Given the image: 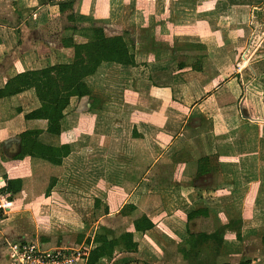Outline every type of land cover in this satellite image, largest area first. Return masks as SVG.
Segmentation results:
<instances>
[{
	"label": "crops",
	"instance_id": "0c3cea01",
	"mask_svg": "<svg viewBox=\"0 0 264 264\" xmlns=\"http://www.w3.org/2000/svg\"><path fill=\"white\" fill-rule=\"evenodd\" d=\"M59 1L66 0L0 6V88L18 73L69 62L72 51L61 37L72 34L75 43H85L91 25L115 36L128 21L135 64L103 62L83 79L90 95L71 97L63 112L59 140L72 152L59 171L29 157L12 164L24 115L40 107L34 89L0 99V177L9 172L23 179L14 211L27 206L33 219L47 216L52 227L48 242L18 237L45 247L82 246L87 259L99 228L116 237L145 214L153 227L133 231L135 250L118 243L94 264H264V123L240 117L236 78L264 71V59L236 64L251 30V10L264 0H73L64 12ZM151 32L160 46L150 49ZM189 156L194 169L186 174ZM203 156L211 172L197 176ZM53 174L57 182L45 196ZM65 195L98 199L100 208L84 222ZM130 204L136 209L129 214ZM203 207L207 216L188 219ZM8 261L2 236L0 264Z\"/></svg>",
	"mask_w": 264,
	"mask_h": 264
},
{
	"label": "trees",
	"instance_id": "16d2710c",
	"mask_svg": "<svg viewBox=\"0 0 264 264\" xmlns=\"http://www.w3.org/2000/svg\"><path fill=\"white\" fill-rule=\"evenodd\" d=\"M38 1L45 3L49 0ZM73 3V0L59 1V11L64 12L67 8L72 9ZM263 7L264 5L257 6L251 10L250 24L254 28L256 27L255 22H260V14L264 11ZM73 18L74 16L71 14L68 16L69 20H73ZM75 28L74 26L70 29ZM89 29L92 35L85 43H75L72 34L62 37L61 42L64 48L72 51V58L69 62H59L55 65L47 64L40 68L18 73L10 77L4 86L0 88V99L14 96L32 88L40 102L39 108L24 115L25 130L18 135L20 152L12 158V164L15 167L20 166L25 157H29L45 162L55 170L57 169L56 171H59L64 158L72 152V146L69 143H61L59 140L62 129L61 121L64 117L63 112L71 97L90 95L83 79L94 74L103 62L120 65L135 64L137 49L129 30L125 29L123 34L120 35L106 36L102 26L91 25ZM153 41V33L151 32L148 40L150 49L155 45ZM158 46H160V43ZM176 47L183 48L185 45ZM198 61L196 59L195 62ZM186 64L182 62L179 63V66L183 67ZM236 78L241 88V94L237 101L240 117L246 121L264 123V71L249 76V78H243L242 75L238 74ZM18 110H20V107ZM133 134L136 136V131ZM209 172H211L209 158L203 156L197 159L196 175L202 176ZM8 173L5 176L4 194L8 208H14L19 204L18 194L23 190V179L21 177H10ZM44 173L46 172H42V174ZM37 182L43 184L40 180ZM56 182L57 177L54 174L51 175L44 186L45 196L49 194ZM65 197L80 214L84 222H87V214L90 210L100 208L98 199L88 200L80 197L74 199L68 195H65ZM128 209L130 214L136 209V206L130 204ZM207 210L204 207L198 208L188 215V219L207 216ZM130 223L123 232L112 238L108 237L106 229L99 228L93 236L92 243L95 246L89 250L87 264H94L105 253L111 254L118 243H124L130 250H135L136 245L132 242L133 231L144 232L153 227V223L145 214L134 217ZM51 231L49 218L47 216H37L34 219H26L25 223L17 229V234L20 236L38 235L42 242H48ZM90 242L91 239L88 238L84 246L86 250Z\"/></svg>",
	"mask_w": 264,
	"mask_h": 264
},
{
	"label": "built area",
	"instance_id": "2783aa9c",
	"mask_svg": "<svg viewBox=\"0 0 264 264\" xmlns=\"http://www.w3.org/2000/svg\"><path fill=\"white\" fill-rule=\"evenodd\" d=\"M4 186L5 179L0 177V238L4 237L10 264H87V254L82 246L45 247L35 239L5 237L6 224L14 208L7 206Z\"/></svg>",
	"mask_w": 264,
	"mask_h": 264
},
{
	"label": "rangeland",
	"instance_id": "374dc122",
	"mask_svg": "<svg viewBox=\"0 0 264 264\" xmlns=\"http://www.w3.org/2000/svg\"><path fill=\"white\" fill-rule=\"evenodd\" d=\"M6 1H10V3H11L13 0H0V6H3V7L6 6V3H5ZM154 8L155 7H153V9L151 10V13H155L156 12V14L159 15L160 11L159 10H155ZM263 9H264V7H263ZM126 12H128V8L127 7L122 9V13L125 14ZM140 16L144 18V15L143 16L140 15ZM260 17H261L259 19L260 22H258V23L255 22V24H256L255 28L252 27L251 24L249 25L251 30L249 31L248 37L246 38V45L244 47V51L237 58V60H236L237 63L236 64H240L241 65L243 63L244 64L253 63V62H257V61H260V60L264 59V11H262V13L260 14ZM15 20H17V19L15 18L14 21ZM63 20H64L63 17H59V19L55 20V22L57 23V25H56L57 26V31H59V30H61L63 28V26H64ZM127 23H128V21H127ZM127 23H125V25H124L125 28L124 29H128L129 24H127ZM54 26H55V24L52 25V27H54ZM66 35H68V34H65L64 36H66ZM60 42H61V40H60ZM153 43L155 44L156 47H158V41L154 40ZM155 56L157 57V55L151 54V55H148V58H156ZM235 67H237V65H235ZM233 74L234 73H226L225 76H227V77L229 76L230 77ZM238 74L242 75L243 78H249V76H254V75H251V74H249L248 72H245V71H242L241 73H238ZM73 148H74V146H73ZM188 153H189V155H191L192 152H188ZM190 157L192 158V156H189L187 161H185L184 172H186V174L193 173V169H194L195 159L194 160H190ZM44 172H47V171L44 170ZM171 176H172V173H171ZM43 185H44V183L40 184V188L41 189L43 188ZM35 192H38V191H35ZM156 201H158V200H155V202ZM156 203L158 204V202H156ZM26 208H27V206L12 212V214L10 215L9 221H7L6 229L4 231V234L6 233L5 237L17 238L19 236L17 234V229L21 225H23V223H25L26 219L32 218L30 216V212L25 210ZM114 223H115L114 225H117L116 223H118V222H114ZM8 264H10V262Z\"/></svg>",
	"mask_w": 264,
	"mask_h": 264
}]
</instances>
